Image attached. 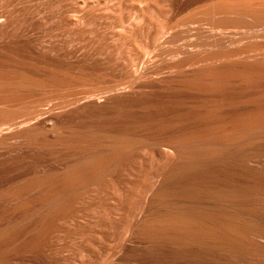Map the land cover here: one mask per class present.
<instances>
[{
    "label": "rangeland",
    "instance_id": "1",
    "mask_svg": "<svg viewBox=\"0 0 264 264\" xmlns=\"http://www.w3.org/2000/svg\"><path fill=\"white\" fill-rule=\"evenodd\" d=\"M232 5L264 0H0V264H264V241L230 225L154 222L163 148L103 152L106 134L214 136L246 113L244 73L197 71L262 47ZM219 34L241 41L206 45ZM207 166L174 180L169 204L248 189L232 157Z\"/></svg>",
    "mask_w": 264,
    "mask_h": 264
},
{
    "label": "bare ground",
    "instance_id": "2",
    "mask_svg": "<svg viewBox=\"0 0 264 264\" xmlns=\"http://www.w3.org/2000/svg\"><path fill=\"white\" fill-rule=\"evenodd\" d=\"M220 9L225 13H232V18L227 19L244 26L251 39H262L263 41L259 42L262 43V47L243 53H233L227 50L220 53L219 57L210 58L198 64L197 71L217 73L228 69L245 74L241 77L242 81H234L239 82L240 85L243 84L248 91L247 100L234 104L236 112H246L240 114L242 115L240 118L244 119L238 118V115L231 117L227 124L230 127L229 130L214 136H199L194 132H184L170 138H153L149 142H141L127 136L118 138L115 144L110 135L106 134L104 135L106 142L103 152H108L110 156L116 150L121 153L128 147L143 145L144 147L163 148L170 156L165 170L156 178L149 199L155 209L153 211L154 222L157 221L159 215L165 222H179L184 226L205 221L220 226L230 225L233 228L231 232L250 240L264 241V84L262 83L264 80L262 79L264 77V6L232 5ZM240 41L219 34L206 45L221 50L234 47ZM210 82L213 85L223 86L226 81L213 78ZM94 156L85 159L84 162L91 164ZM224 156L232 157L239 169H244L250 174L251 177L245 181L248 188L245 192L240 191L238 195H234L218 191V194L212 196L210 202L208 201L213 206L211 208H199L194 206L192 200L185 198L171 202V204L165 199V193L174 180L187 173L207 169L210 167L207 166L208 164ZM105 159L107 161V158ZM258 185L262 188H258ZM187 202L188 205H186ZM179 216H181L179 220L175 219ZM210 234L214 233L211 231ZM178 235L186 236L187 233L170 234L173 237Z\"/></svg>",
    "mask_w": 264,
    "mask_h": 264
}]
</instances>
